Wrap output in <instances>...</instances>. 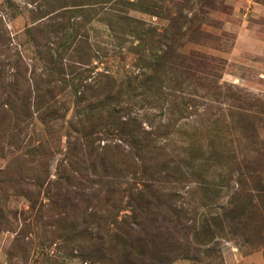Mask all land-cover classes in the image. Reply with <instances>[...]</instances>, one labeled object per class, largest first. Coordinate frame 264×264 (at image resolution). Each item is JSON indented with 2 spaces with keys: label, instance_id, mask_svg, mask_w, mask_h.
<instances>
[{
  "label": "trees",
  "instance_id": "1",
  "mask_svg": "<svg viewBox=\"0 0 264 264\" xmlns=\"http://www.w3.org/2000/svg\"><path fill=\"white\" fill-rule=\"evenodd\" d=\"M27 3L33 5L35 11L29 12L32 26L26 30V35L37 55L40 64L38 67H28L18 53L13 55L16 51L12 42L5 36L6 28L0 20V96H5V100L0 103V131L11 132L8 145L19 147L20 144L21 148L24 147L25 138L20 139L18 135L34 129V122L39 123L43 130L48 122L60 120V112L64 107L56 106V97L69 87L77 113L83 115L79 124H82V130L85 131L82 133V139L86 142L84 155L92 174L124 178L127 172L130 176L129 182L126 183L127 189L120 190V195H126V204L132 214L128 218L129 222L124 220L117 232L108 237L110 223L108 224L106 219H99L95 216L96 213L94 217L93 214H84L83 222L90 218V222L94 224V232L86 230L83 235V238L87 236V241L92 243L88 249L92 257L88 260L93 262L95 251L99 264H173L175 261L201 263L203 258H200V254L203 253L206 258V252L201 249L222 238L221 233H224L226 224L229 227L239 226L244 241H248V236L251 235L247 234L249 227H255L264 221V170L260 164V158L264 157V142L256 130L257 126L254 125L255 121L260 122V117L251 114L253 104L240 96L229 95L228 92L223 95L225 101L221 100L218 93L222 96V88L211 85L208 79L203 78L209 77L208 73L199 71L200 75H196L199 77L194 80L193 75L187 81L193 80L190 85L201 90L203 94L196 95L193 91L190 95L186 93L189 97H179L178 103L169 102L171 108L168 110L166 126L150 125L149 129L145 130L138 118L128 114L137 106L146 108L149 105L151 108L153 105L150 104L160 101L168 105L164 100H171L174 96L170 91L176 90L177 85H169V80L172 76L179 79L180 75L188 70L182 61L179 65L177 59L181 56L176 51L172 56L174 59L169 56V51L176 42L175 33H180L182 23L170 19L168 29L170 34L175 35L170 38L166 52H163V60L154 59L156 64L166 70L167 75L161 76V79L166 78L169 83L162 85L161 80L156 85L155 82L160 80L159 74L150 76L131 73L121 77L124 80L120 79L122 83L114 92L113 83L116 78L108 70H105L106 74L97 76L98 81L91 77L93 69L89 68V64L92 45L86 27L92 22H99L98 16L105 14L109 16L107 30L104 31L108 33L106 39L116 40L117 37L113 36L116 28L124 27L141 43L145 38L147 41L149 33L141 32V23L130 18L128 12L137 9L136 11L152 14L150 10L153 7H142L144 3L141 0H29ZM153 14H161V8L158 12L153 11ZM117 46L120 44L117 43ZM114 54L116 56V53L111 56ZM12 55L16 60L9 64L7 60L13 61L10 58ZM107 57L109 54L105 53L102 58ZM181 58L185 60L184 57ZM200 68L206 70L205 67ZM101 79H106L107 82L102 84ZM186 87L183 86L180 92L185 93ZM137 99L142 105L135 103ZM197 99L203 101V104L211 100L222 105L228 103L226 116L232 123L233 130L230 126H227V129L231 133L234 131L232 138L223 139L216 134L209 138L210 144L206 150L192 142L185 148L176 145L170 152L167 151L165 147H169L170 134L174 131L170 132L173 123L178 119H187L184 118L188 116L185 114L189 107L196 110ZM111 104L115 107H126H121L118 111L117 108H110ZM256 107L259 108L264 121V101L256 103ZM240 109L248 113L241 114L238 112ZM93 111L97 112L93 114ZM109 111L114 113L112 119ZM118 114L120 115L117 116ZM193 114L196 118L200 117L199 121L204 117V113ZM94 118L106 121H92ZM208 122L213 127H218L221 123L218 117H213L200 124ZM114 132L122 135L121 140H124V136L127 138L128 146L133 149H130L132 158L128 159L129 155H122L123 150L116 144L104 145L100 148L102 153L94 154V142L102 141L99 136L113 135ZM92 136L100 139H92ZM39 142L31 145L32 149L29 151L40 170L34 177L35 187H42V177L43 181L46 180L48 188L61 190L71 187L72 165L82 167L84 161L70 157L73 149L68 146L69 152L68 156L64 155V166L63 163L58 165L56 180L51 181L48 164L37 160V157L43 154V147ZM174 158L177 159L176 162ZM127 160L131 162L126 163ZM118 165L120 168L115 173ZM129 166L133 167L130 173L127 171ZM213 169L219 170L218 179H212L209 175V172H214ZM221 180L225 182L227 189L232 190V195L226 203L217 201L223 188ZM182 182L189 186L194 185L199 191L198 201L202 204L204 212L197 220L198 226L194 225L195 221L191 220L183 208V193H187L189 186L185 187L187 189L181 195L175 192L180 189L179 184ZM233 183L235 186H230ZM166 190L168 192H165ZM112 193L118 194L119 191L111 190L105 194L106 202L115 198ZM176 199L179 206L173 204ZM110 204L118 210L115 203ZM207 212L210 213L209 216ZM92 218H95V221ZM190 221L191 226L188 225Z\"/></svg>",
  "mask_w": 264,
  "mask_h": 264
},
{
  "label": "rangeland",
  "instance_id": "2",
  "mask_svg": "<svg viewBox=\"0 0 264 264\" xmlns=\"http://www.w3.org/2000/svg\"><path fill=\"white\" fill-rule=\"evenodd\" d=\"M28 1L0 0V20L6 28L5 36L12 42L13 49L16 51L13 55L18 53L28 67H38L40 64L37 55L26 35V30L32 26L29 12H35L34 6L27 3ZM141 1L144 3L142 7L146 5L153 7L150 10L152 14L139 12L136 9L129 11L128 16L141 23L139 27L141 32L149 33L147 41L145 38V41L138 42L134 34L124 27L116 28V33L113 34L117 37L116 40L106 39L108 33L104 31L107 30L106 23L109 16L105 14L98 16L99 22H92L86 27L89 42L92 45L89 64V68L93 69L91 77L98 81L97 76L106 74L105 70H108L116 78L113 83L114 92L122 83L121 77L131 73L150 76L159 74L160 80L155 82L156 85L161 80L162 85L165 82L167 84L170 82L171 86L177 85L176 90L170 91L174 94L171 100L169 98L164 100L168 105L160 101L150 104L153 105L150 106L151 108L149 105L146 108L137 106L128 113L130 117L138 118L141 127L148 130L150 125H167L166 118L171 108L169 102L178 103L179 97H187L186 93L190 95L193 91L196 95L203 94L201 90L190 85L194 82L193 80L187 81V79L194 75L192 79L195 80L199 77L196 75L201 73L199 71L207 72L209 77L203 78L208 79L211 85L222 88L220 92L222 96L218 93L221 100L225 99L223 95L228 92L229 95L240 96L253 104L251 114L257 118L260 117V122L255 121L254 125L257 126L256 130L264 142V121L259 108L256 107V103L264 101V0ZM160 8L161 14H153V11L158 12ZM118 9L121 10L120 7ZM170 19L179 20L182 23L180 33H175L176 35L173 33L176 42L169 51L170 59H174L172 56L176 51L185 58V60L181 57L177 59L179 65L182 61L188 70H185L179 79L172 76L168 82L166 78L161 79V76L167 75L166 70L156 64L154 59L163 60L164 53L170 45V38L173 37L168 29ZM117 43L120 44L119 47ZM105 53L109 54L107 59L102 58ZM113 53H116V56L114 54L112 57ZM13 55L10 57L13 61L7 60V63L12 64L16 60ZM199 63L206 66H200ZM200 67H205L206 70ZM100 82L104 84L107 80L101 79ZM183 86H187L185 93L180 92ZM232 90L234 93H231ZM4 100L5 96H0V103ZM56 101V106L64 107L60 112V120L48 122L43 130L39 123L34 122V129L18 135L20 139L25 138L24 147L21 148L20 144L19 147L8 145L11 132L0 131V264H99L98 254L95 251L93 262L88 260L92 257L88 250L92 243L87 241V236L83 238V235L86 234V230L94 232V224L90 222V218H86L83 222L84 214H93L92 217H94L96 213L95 216L99 219H106L107 223H110L111 231L108 230V237L122 227L124 220L129 222L128 218L132 214L126 204V195H120V190L127 189L129 174L126 172L124 178L94 176L85 161L87 159L84 155L86 142L82 139V133L85 131L82 130V124H79L83 115L77 113L69 87L56 97ZM196 101V110L189 107L185 114L188 116L184 117L187 119H178L173 123L174 126L170 132L174 131L170 134L169 147H165L167 151L170 152L176 145L185 148L192 142H196L206 150L209 148V138L216 134L223 139L232 138L234 131L231 133L227 129V126H230V129L233 127L226 116L229 109L228 103L222 105L211 100L203 104V101L198 99ZM135 103L142 105L138 99ZM121 107L124 109L126 105ZM121 107L111 104L110 108H117L116 110L119 111ZM82 111L86 110L82 109ZM96 112L93 111V114ZM195 112L197 115L204 113L202 120L199 121L200 117H195L193 114ZM238 112L248 113L242 109ZM113 117L114 113H111L110 118ZM213 117L220 119L221 123L217 125L218 127L210 126L212 125L210 122L200 124ZM92 121L101 123L106 120L94 118ZM195 127L198 129L195 130ZM121 136L118 132L104 137L99 136L102 141L94 142V154L102 153L100 148L104 145L116 144L123 150L122 155H129L128 159L132 158L133 149L130 145L128 146L127 138L124 136V141L121 140ZM99 137L92 136V139ZM37 141H40L43 147L42 153H45L37 157V160L48 164L51 181L56 180L58 165L63 163L64 166V155L68 156L70 148L73 149L70 157L84 161L82 167L72 165L71 187L61 190L48 188L43 177L42 181L40 180L43 183L42 187H35L34 177L40 173V170L29 151L32 149L31 145L36 144ZM176 160L174 158V162ZM127 162L131 161L127 160ZM260 164L261 169L264 170V157L260 158ZM119 168L120 165L114 172L117 173ZM127 169L130 173L133 167L129 166ZM213 171L209 172V175L212 179H218L219 170L213 169ZM210 176H208L209 179ZM221 183L223 188L220 190L217 201L226 203L232 195V190L227 189V185L222 180ZM233 185L235 186L234 183L230 186ZM186 186L189 184L180 183V189L175 192L181 195L187 189H185ZM167 187H169L168 184ZM181 188L184 189L181 190ZM195 188L194 185H190L186 190L187 193L185 195L183 193L185 203L183 208L191 220L195 221L194 225L198 226L197 220L204 210L198 201L199 191ZM111 190H118L119 193H112V197L115 198L111 202H106L105 194L110 193ZM112 202L118 208L117 211L112 208L110 204ZM173 204L179 206V201L176 199ZM207 213L209 216L210 213ZM92 219L95 221V218ZM188 225L191 226V221ZM226 225L224 233H221L222 238L216 239L209 247L201 249L206 252V258L203 253L200 254V258H203L201 263L175 261L173 264H264V221L262 220L255 227H249L247 234L251 235L248 236V241H244L239 226ZM235 232L237 234H232Z\"/></svg>",
  "mask_w": 264,
  "mask_h": 264
}]
</instances>
